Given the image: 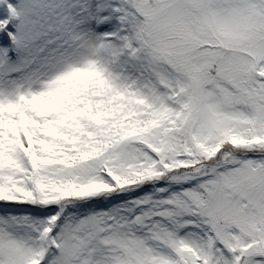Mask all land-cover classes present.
<instances>
[{"label": "snow or ice", "instance_id": "6c2138e0", "mask_svg": "<svg viewBox=\"0 0 264 264\" xmlns=\"http://www.w3.org/2000/svg\"><path fill=\"white\" fill-rule=\"evenodd\" d=\"M0 264H264V0H0Z\"/></svg>", "mask_w": 264, "mask_h": 264}]
</instances>
